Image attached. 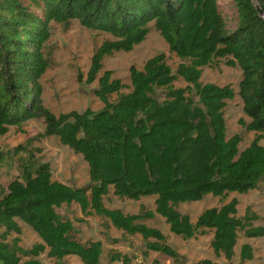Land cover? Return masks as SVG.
Masks as SVG:
<instances>
[{"label":"trees","instance_id":"1","mask_svg":"<svg viewBox=\"0 0 264 264\" xmlns=\"http://www.w3.org/2000/svg\"><path fill=\"white\" fill-rule=\"evenodd\" d=\"M232 1L237 19L229 28L219 0H0V136L10 126L42 118V135L56 136L80 154L89 175L86 186L72 187L54 180L49 164L28 152L20 177L10 180L0 197V264H40L44 252L56 260L74 255L83 264H101V242L78 241L72 222L56 211L71 202L83 215L104 216L114 227L139 234L148 250L174 259L178 254L166 236L143 220L158 214L184 239L212 229V250L227 260L235 254L238 231L247 238L264 237V226L251 223L258 216L250 207L238 216L234 197L204 209L195 221L176 208L207 194L247 193L264 178V0ZM71 20L112 36L95 49L86 72L87 83L97 79L94 94L104 106L55 115L42 98L40 79L48 67L44 47L50 23ZM151 22L182 61L174 73L162 52L142 68L131 65L130 91L119 93L125 85L111 70L102 71L103 59L145 40ZM216 59L242 73L238 95L249 121L240 124L256 133L242 150L240 135L226 134L224 107L234 89L201 81L203 67ZM178 77L185 87L173 86ZM158 88L165 90L162 100L155 95ZM112 93H119L113 102ZM109 186L131 200L154 195V210L143 204L135 214L107 208L103 197ZM16 218L40 241L29 248L18 237L8 241L10 233L21 232ZM238 256L241 264L253 259L252 246L243 243ZM119 261L129 263L114 252L106 264ZM190 264L218 263L203 258Z\"/></svg>","mask_w":264,"mask_h":264},{"label":"rangeland","instance_id":"2","mask_svg":"<svg viewBox=\"0 0 264 264\" xmlns=\"http://www.w3.org/2000/svg\"><path fill=\"white\" fill-rule=\"evenodd\" d=\"M221 10L227 19V25L232 28L236 25L237 13L232 0H219ZM51 35L44 47L48 67L41 77L43 87L42 98L44 105L55 115L70 110L83 111L86 108L97 111L104 104L94 94L97 79L92 83L86 82V72L90 65V58L95 49L112 36L97 30L87 29L77 20L67 24L52 21L50 23ZM162 52L174 73L182 61L170 51L167 42L151 22L149 32L141 43L135 45L130 51H118L107 55L103 59V70H111L112 76L118 78L125 85L119 93L130 91L129 67L131 65L142 68L145 61ZM101 71V73H102ZM242 73L238 66H229L223 59H216L210 65L203 67L201 81L212 82L218 85L229 84L235 95L226 100L224 118L226 134L228 137L239 134L241 142L239 150L244 149L254 138V131L246 130L240 121L248 122L249 118L242 110V100L238 95V83ZM174 87H185L186 83L177 78ZM119 93L109 95V101L117 99ZM165 90L158 88L155 95L159 100L164 98ZM45 122L42 118L30 119L21 125L10 126L6 134L0 136V197L6 192L10 180L20 177V168L23 159L31 152L36 158L47 162L51 168L52 178L72 187H83L89 183L88 166L83 157L74 153L68 146L63 145L56 136H43ZM41 134V135H40ZM261 143L264 145V135ZM113 186H109L108 193L104 195L103 202L107 208H119L124 213L135 214L140 211V205L145 210H154L153 196L142 197L138 200L119 197L114 194ZM238 200L237 214L243 217L247 207L257 214L252 225L264 226V178L258 187L244 194L236 192L223 196L207 194L199 201L180 202L176 205L181 213L188 214L192 221L206 208L219 206L231 198ZM64 219H69L74 228L73 235L81 243L100 241L102 244L101 264L109 262L111 255L116 252L129 259L127 264H190L191 262L209 258L218 264H241L239 249L243 243H249L253 248V259L243 264H264V237L247 238L243 231H238L235 254L227 260L224 256H216L211 247L213 230L207 229L202 235L191 238H182L169 230L164 218L155 214L153 218L143 222L158 228L165 236L166 241L177 252V259L159 252L148 250L145 240L139 234H129L114 227L110 221L96 214L85 216L77 203L62 204L56 209ZM21 232L10 233L7 237L11 241L19 238L23 248H29L40 241L37 233L26 223L16 218ZM3 228L0 232H3ZM40 264H83L74 255H68L56 260L42 253ZM121 264V262H117ZM126 264V263H122Z\"/></svg>","mask_w":264,"mask_h":264},{"label":"water","instance_id":"3","mask_svg":"<svg viewBox=\"0 0 264 264\" xmlns=\"http://www.w3.org/2000/svg\"><path fill=\"white\" fill-rule=\"evenodd\" d=\"M255 1V0H254ZM255 7H256V10L258 11V13L260 14V15H263L262 14V10H261V8L259 7V5L257 4V2H255Z\"/></svg>","mask_w":264,"mask_h":264},{"label":"crops","instance_id":"4","mask_svg":"<svg viewBox=\"0 0 264 264\" xmlns=\"http://www.w3.org/2000/svg\"><path fill=\"white\" fill-rule=\"evenodd\" d=\"M87 166H88V165H87ZM151 196H153L154 199H155V196H154V195H151ZM142 197H149V196H141L140 198H142ZM153 204H154V200H153ZM154 208H155V205H154Z\"/></svg>","mask_w":264,"mask_h":264}]
</instances>
